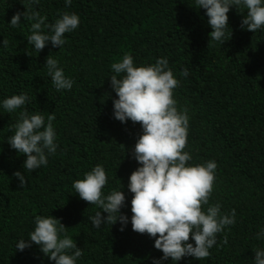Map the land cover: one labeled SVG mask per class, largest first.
Wrapping results in <instances>:
<instances>
[{"label":"trees","instance_id":"16d2710c","mask_svg":"<svg viewBox=\"0 0 264 264\" xmlns=\"http://www.w3.org/2000/svg\"><path fill=\"white\" fill-rule=\"evenodd\" d=\"M195 0H40V14L53 23L61 13L75 12L79 27L65 34L60 49L51 42L40 53L27 43L31 22L9 26L12 16L26 10L21 0H0V101L28 93L30 102L11 114L0 108V264H54L33 244L16 251L27 239L36 215H52L82 249L77 264H153L162 256L154 238L132 230L131 173L139 167L133 156L142 134L139 122L122 123L113 116L116 93L110 65L125 53L137 64L167 57L179 84L173 91L178 110L190 117L185 151L195 163L215 160L213 192L209 203L222 212L236 210V223L217 234L210 256H186L179 264H254V250L264 247L255 234L264 228V29L241 27L243 14L229 11L228 40L210 41L212 28L206 10ZM246 15V10H243ZM47 30V29H45ZM232 32V34H231ZM59 61L73 79L71 90L57 91L47 73L46 58ZM189 75H181L183 69ZM55 115L59 147L48 164L28 176L22 188L13 173L24 171L26 155L12 149L7 137L19 112ZM102 164L109 178L103 191L126 194L121 209L129 223L92 227L88 217L99 209L82 200L73 181ZM104 215H107L106 213ZM227 237V244L223 243ZM191 241V236L190 240ZM164 264H172L171 258ZM176 264V262H173Z\"/></svg>","mask_w":264,"mask_h":264},{"label":"clouds","instance_id":"9594fccd","mask_svg":"<svg viewBox=\"0 0 264 264\" xmlns=\"http://www.w3.org/2000/svg\"><path fill=\"white\" fill-rule=\"evenodd\" d=\"M21 2L26 10L16 12L8 24L16 29L21 17L30 21L31 34L27 43L38 53L49 42L54 48L61 49L66 43L65 34L80 25L79 16L67 11L49 24L47 16L41 15L36 8L40 0ZM71 4L72 0H65L66 7ZM193 6L206 10L207 23L212 28L210 41L221 45L228 40V14L234 6L243 14L242 28L254 32L264 29V0H195ZM0 46L6 48L7 39L0 42ZM44 67L57 91L72 89L73 79L65 75L52 54L46 58ZM110 68L113 72L111 87L117 97L113 100L114 118L122 123L129 120L139 122L143 130L133 150L139 167L131 173L127 185L133 194L132 230L154 238V247L162 252V256L153 257V264H164L169 258L172 264H179L186 256L198 260L209 257L210 249L217 244V234L236 223V210L222 212L220 203H209L216 161L195 163L191 152L185 151L190 117L187 110H178L173 98L179 81L168 58H157L151 64H137L131 54L125 53ZM181 75L187 77L189 70L183 69ZM30 99L26 92L13 94L0 101V108L11 114ZM54 120V114L45 117L42 112L22 110L12 126L13 134L7 137V141L18 154L26 155L24 171L13 173L22 188L28 184V176L24 173H32L47 165L48 157L59 147ZM108 182L105 167L97 164L85 172L83 178L74 180L72 188L82 200L99 209L88 217L92 227L99 229L102 225L112 226L119 221L120 230L124 231L129 223L128 215L121 211L126 205V194L123 187L105 193L103 189ZM33 224L27 239L21 238L15 244L16 251L35 244L54 264H77L82 249L67 234L60 219L52 215H36ZM190 236L192 242H189ZM255 238L264 240V228L255 234ZM223 243H228L226 236ZM253 250L254 264H264V247Z\"/></svg>","mask_w":264,"mask_h":264}]
</instances>
